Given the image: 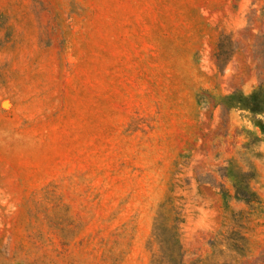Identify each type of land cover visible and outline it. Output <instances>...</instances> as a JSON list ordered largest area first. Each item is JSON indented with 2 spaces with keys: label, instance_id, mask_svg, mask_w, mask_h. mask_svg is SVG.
<instances>
[{
  "label": "rangeland",
  "instance_id": "374dc122",
  "mask_svg": "<svg viewBox=\"0 0 264 264\" xmlns=\"http://www.w3.org/2000/svg\"><path fill=\"white\" fill-rule=\"evenodd\" d=\"M0 264H264V0H0Z\"/></svg>",
  "mask_w": 264,
  "mask_h": 264
}]
</instances>
